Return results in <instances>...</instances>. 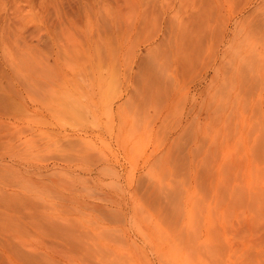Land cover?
Segmentation results:
<instances>
[{
  "label": "rangeland",
  "instance_id": "1",
  "mask_svg": "<svg viewBox=\"0 0 264 264\" xmlns=\"http://www.w3.org/2000/svg\"><path fill=\"white\" fill-rule=\"evenodd\" d=\"M0 264H264V0H0Z\"/></svg>",
  "mask_w": 264,
  "mask_h": 264
}]
</instances>
